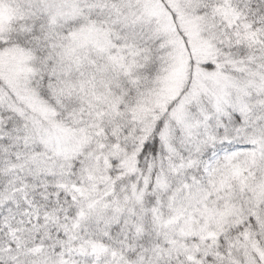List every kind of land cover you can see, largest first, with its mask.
<instances>
[{
	"label": "snow or ice",
	"instance_id": "obj_1",
	"mask_svg": "<svg viewBox=\"0 0 264 264\" xmlns=\"http://www.w3.org/2000/svg\"><path fill=\"white\" fill-rule=\"evenodd\" d=\"M0 264H264V0H0Z\"/></svg>",
	"mask_w": 264,
	"mask_h": 264
}]
</instances>
